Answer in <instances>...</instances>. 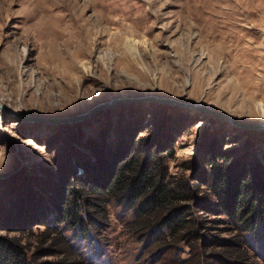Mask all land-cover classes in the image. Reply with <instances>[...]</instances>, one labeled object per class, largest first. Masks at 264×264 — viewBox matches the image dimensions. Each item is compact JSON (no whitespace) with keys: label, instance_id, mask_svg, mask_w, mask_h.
<instances>
[{"label":"rangeland","instance_id":"1","mask_svg":"<svg viewBox=\"0 0 264 264\" xmlns=\"http://www.w3.org/2000/svg\"><path fill=\"white\" fill-rule=\"evenodd\" d=\"M148 96L264 124V0H0V104L38 119L0 111V216L13 220L35 204L54 226L60 193L76 186L72 177L85 173V159L109 162L116 146L135 150L141 141V150H156L166 138L168 177L185 176L193 188L191 179L215 152L264 180V133L197 111L127 101ZM115 100L125 101L99 108ZM95 108L73 124L39 120ZM104 219L84 232L57 225L84 264H178L190 256L182 243L163 255L155 240L139 238L131 230L135 208L110 200ZM238 234L243 264H264V228ZM10 236L35 253L37 239Z\"/></svg>","mask_w":264,"mask_h":264},{"label":"trees","instance_id":"2","mask_svg":"<svg viewBox=\"0 0 264 264\" xmlns=\"http://www.w3.org/2000/svg\"><path fill=\"white\" fill-rule=\"evenodd\" d=\"M164 143L156 142V150H141L142 141L135 150L116 146L109 162L85 159V173L80 179L72 177L76 186L60 193L56 226L35 212V204L13 220L0 216V264H84L57 225L84 232L87 225L105 223V206L110 200L135 208L137 219L131 230L139 238L155 240L159 253L176 251L179 243L185 245L190 256L178 259V264L245 263L243 237L238 233L254 234L258 227L264 228V180H254V169L247 164H230L226 153L215 152L208 168L191 179L197 183L193 188L185 176L168 177L162 159L167 153L172 155V150H166ZM212 152L205 150L204 155ZM82 173L79 169L78 176ZM81 207H85L84 217L79 215ZM232 230L238 233L222 238V233ZM10 234L37 239L35 253L27 254L20 238ZM45 257L56 260L37 262Z\"/></svg>","mask_w":264,"mask_h":264},{"label":"water","instance_id":"3","mask_svg":"<svg viewBox=\"0 0 264 264\" xmlns=\"http://www.w3.org/2000/svg\"><path fill=\"white\" fill-rule=\"evenodd\" d=\"M125 101V100H123ZM122 100H115V101H110L107 103L102 104L99 108L103 109L106 107H110L113 104L116 103H121L123 102ZM127 101H137V102H152V103H158V104H167L170 106H174V107H178V108H182V109H186V110H190V111H197L200 112L202 114H205L209 117L214 118L215 120H218L220 122H225L228 123L234 127H236L237 129L240 130H244V131H250V132H257V133H264V124H250V123H244V122H240L237 121L236 119L227 116L221 112H218L214 109L208 108L204 105H200L197 103H183L180 101H175L169 98H163V97H156V96H148V97H144V98H138V99H127ZM0 111L9 114L11 116H14L16 118H20L21 120L24 121H37L38 119L36 118H29L26 117L22 114H19L15 111H12L10 109H7L6 107L2 106L0 104ZM89 116V114L87 113H83L80 115H75V116H70V117H64V118H57V119H49V118H44V119H39L40 121L42 120V122H46L49 124H73L79 121H82L85 117Z\"/></svg>","mask_w":264,"mask_h":264},{"label":"bare ground","instance_id":"4","mask_svg":"<svg viewBox=\"0 0 264 264\" xmlns=\"http://www.w3.org/2000/svg\"><path fill=\"white\" fill-rule=\"evenodd\" d=\"M110 107H111V106H110ZM107 108H109V107H106V108H103V109H107ZM97 110H98V109L95 108V109H93V110H91V111H89V112H86V113L90 115L91 113H93V111L95 112V111H97Z\"/></svg>","mask_w":264,"mask_h":264}]
</instances>
